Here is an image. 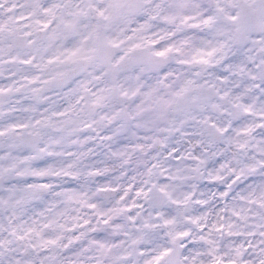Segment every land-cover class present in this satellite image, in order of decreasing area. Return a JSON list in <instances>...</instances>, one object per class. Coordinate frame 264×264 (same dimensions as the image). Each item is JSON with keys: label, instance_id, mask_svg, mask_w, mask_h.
<instances>
[{"label": "snow or ice", "instance_id": "1", "mask_svg": "<svg viewBox=\"0 0 264 264\" xmlns=\"http://www.w3.org/2000/svg\"><path fill=\"white\" fill-rule=\"evenodd\" d=\"M0 264H264V0H0Z\"/></svg>", "mask_w": 264, "mask_h": 264}]
</instances>
